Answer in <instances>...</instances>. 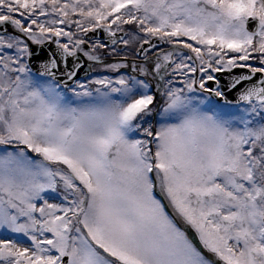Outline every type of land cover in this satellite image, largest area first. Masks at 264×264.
Listing matches in <instances>:
<instances>
[{
	"label": "rangeland",
	"instance_id": "obj_1",
	"mask_svg": "<svg viewBox=\"0 0 264 264\" xmlns=\"http://www.w3.org/2000/svg\"><path fill=\"white\" fill-rule=\"evenodd\" d=\"M16 2L18 31L89 60L141 62L155 37L188 48L206 77L264 63V0ZM100 25L128 32L120 53L85 40ZM0 50V264H210L176 219L227 263L264 264L263 106L218 105L196 89L205 80L184 77L186 58L160 89L162 62L146 59L152 81L121 72L144 63L115 61L65 91L29 70L20 37H0Z\"/></svg>",
	"mask_w": 264,
	"mask_h": 264
},
{
	"label": "water",
	"instance_id": "obj_2",
	"mask_svg": "<svg viewBox=\"0 0 264 264\" xmlns=\"http://www.w3.org/2000/svg\"><path fill=\"white\" fill-rule=\"evenodd\" d=\"M259 26L257 20L251 19L249 28L256 31ZM124 33H110L106 27L97 28L93 32L86 34L89 40L105 39L107 44L122 40ZM27 39V38H26ZM29 44V61L32 68L40 74L52 76L65 87H70L80 78H85L91 74V64L85 60L83 54L77 53L70 55L63 48L58 47L53 42L37 44L30 42ZM163 43L154 38L148 43H144L140 48L138 55L143 57L149 51H153L156 47ZM113 60H109L111 62ZM218 76L222 82V90L224 98H219L224 102H248L249 100L264 101V86L261 74H252L248 70L236 69L229 72H220ZM183 227L189 234V237L202 249V245L197 234L187 224L183 223ZM66 262V261H65ZM220 264H227L220 262Z\"/></svg>",
	"mask_w": 264,
	"mask_h": 264
},
{
	"label": "flooded vegetation",
	"instance_id": "obj_3",
	"mask_svg": "<svg viewBox=\"0 0 264 264\" xmlns=\"http://www.w3.org/2000/svg\"><path fill=\"white\" fill-rule=\"evenodd\" d=\"M4 2H5L4 6H1L0 7V21H2V22L5 21V23L2 26L1 30L2 31H5L6 34L0 35V37H4V36L5 37H9L10 35L13 34L10 31H13V30L14 31H18L16 29V26L18 25V21H19V19H18V16H19L18 8L19 7H18V3L16 2V0H14L13 1L14 3H12V4L8 3L7 1H4ZM32 29H36V27L33 26ZM18 32H21V31H18ZM21 33H24L27 36H31V34H28L26 32H21ZM0 52H1V50H0ZM169 52L171 53L170 54V58H172L173 55H174V53H172L169 50V47L168 48L165 47V48H162L160 50H156L155 52H153V53H151V54L148 55V60H150V61L151 60H155V61H161L162 62V66H161L162 69L159 70V72L157 73V76H156V74H154V77L156 76V78H155L156 81L157 80L158 81L162 80V78L166 77V75H167L165 73V71H167V69L169 67H168V60H166V54L169 53ZM0 58H2V56ZM175 58H176V66L179 64V62H180V60L182 58H186L187 60L190 59L189 64H191V63H193L195 61L194 62V72L191 75H189V72L187 71L188 72L186 74L187 76L184 75L185 78L190 79L191 78L190 76H192L197 81H199V80H202V81L205 80V83L206 84H207V82L209 80H211L213 78V76L206 77L207 74H211V70H207L208 66H204L205 69H203V70H206V71H203L201 69V66L202 65L197 62L198 61V58H196L195 55L188 48L181 47V46L180 47H176V57L174 56V60H175ZM195 58L197 59V61H196ZM129 60L132 63H134L135 65L142 66L143 63H144L142 61L139 62L138 60H136L135 58H132V57H129ZM147 63L148 62H145L144 63V67H145L144 71H145V73L142 74V76L144 78L152 81L153 80V73L152 72L150 74L147 73L148 70H146L147 66L145 65ZM197 64H198V67H197ZM128 67H129V71H131L133 73V66L132 65H128ZM4 70H6V69H4ZM136 71H135V73H136ZM177 75L178 74H176V78H179L180 76H177ZM185 78H184V80H185ZM184 80H178V79H176V84L177 83L178 84H180V83L183 84L184 83ZM197 81H195V82H197ZM199 89L202 90V91L204 90L201 87Z\"/></svg>",
	"mask_w": 264,
	"mask_h": 264
},
{
	"label": "bare ground",
	"instance_id": "obj_4",
	"mask_svg": "<svg viewBox=\"0 0 264 264\" xmlns=\"http://www.w3.org/2000/svg\"><path fill=\"white\" fill-rule=\"evenodd\" d=\"M29 40H30V42L37 43V44L53 42V43H55L56 46H59V44H58L59 41H58V38L56 36L52 37L51 39H49V38L46 39V42L44 40L43 41L42 40L37 41L33 37H30Z\"/></svg>",
	"mask_w": 264,
	"mask_h": 264
}]
</instances>
